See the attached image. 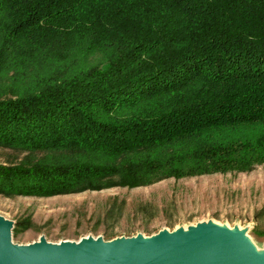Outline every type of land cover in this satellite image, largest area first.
Returning <instances> with one entry per match:
<instances>
[{
  "label": "trees",
  "instance_id": "obj_1",
  "mask_svg": "<svg viewBox=\"0 0 264 264\" xmlns=\"http://www.w3.org/2000/svg\"><path fill=\"white\" fill-rule=\"evenodd\" d=\"M0 193L264 164V0H0Z\"/></svg>",
  "mask_w": 264,
  "mask_h": 264
},
{
  "label": "rangeland",
  "instance_id": "obj_2",
  "mask_svg": "<svg viewBox=\"0 0 264 264\" xmlns=\"http://www.w3.org/2000/svg\"><path fill=\"white\" fill-rule=\"evenodd\" d=\"M26 153L0 146V163L22 162ZM0 217L11 224L10 243L18 247L134 243L209 225L245 236L264 253V164L139 187L52 196L0 193Z\"/></svg>",
  "mask_w": 264,
  "mask_h": 264
},
{
  "label": "water",
  "instance_id": "obj_3",
  "mask_svg": "<svg viewBox=\"0 0 264 264\" xmlns=\"http://www.w3.org/2000/svg\"><path fill=\"white\" fill-rule=\"evenodd\" d=\"M11 224L0 217V264H264L249 240L225 228L202 226L148 241H85L13 246Z\"/></svg>",
  "mask_w": 264,
  "mask_h": 264
}]
</instances>
